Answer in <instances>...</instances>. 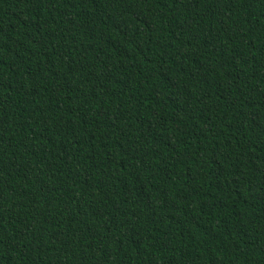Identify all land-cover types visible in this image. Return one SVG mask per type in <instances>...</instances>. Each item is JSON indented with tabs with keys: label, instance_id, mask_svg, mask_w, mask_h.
I'll return each instance as SVG.
<instances>
[{
	"label": "trees",
	"instance_id": "trees-1",
	"mask_svg": "<svg viewBox=\"0 0 264 264\" xmlns=\"http://www.w3.org/2000/svg\"><path fill=\"white\" fill-rule=\"evenodd\" d=\"M0 264H264V0H0Z\"/></svg>",
	"mask_w": 264,
	"mask_h": 264
}]
</instances>
